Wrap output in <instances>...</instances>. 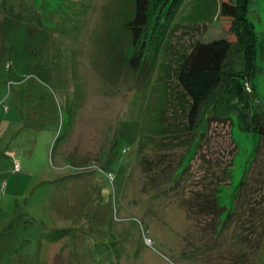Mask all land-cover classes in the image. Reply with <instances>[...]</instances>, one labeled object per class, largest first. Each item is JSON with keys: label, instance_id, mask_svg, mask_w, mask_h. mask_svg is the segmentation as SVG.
Instances as JSON below:
<instances>
[{"label": "rangeland", "instance_id": "374dc122", "mask_svg": "<svg viewBox=\"0 0 264 264\" xmlns=\"http://www.w3.org/2000/svg\"><path fill=\"white\" fill-rule=\"evenodd\" d=\"M222 1L169 2L133 47L135 0H0V264H264L238 243L263 225L264 140L233 114L185 131L177 73L232 37ZM230 2L253 31L232 72L264 110V0ZM203 170L226 209L245 182L244 223L189 210Z\"/></svg>", "mask_w": 264, "mask_h": 264}, {"label": "trees", "instance_id": "16d2710c", "mask_svg": "<svg viewBox=\"0 0 264 264\" xmlns=\"http://www.w3.org/2000/svg\"><path fill=\"white\" fill-rule=\"evenodd\" d=\"M183 1L184 0H135L134 8L131 13V15L133 14L131 20L125 23V29L133 34V38L131 37V46L134 47L136 45V38L140 37L141 34L144 37L141 36L142 40L140 42H143V38L145 39L150 35L148 34L149 29H154L158 23L157 21L161 11L168 4L174 2L178 6ZM219 16L229 19L230 25L228 32L234 39L232 37H222L207 42L196 43L181 63L177 73L178 83L183 93H185L189 99L187 110L185 109L187 118L185 131H187L186 133H195L200 127L199 121L205 113L207 117L212 116L216 118H225L233 114L236 116L237 125L241 132L253 133L264 140V123L260 121V119L264 120V110L258 108L254 103H251V97L246 92L244 80L239 75L232 72L233 62L231 60L234 55L241 54L242 47L245 46L247 48L245 56L249 61L252 60L253 52L252 43L250 41L251 37L253 38L252 27L245 20L238 6L232 5L230 0L221 2ZM193 148L192 150L195 151L196 147ZM208 159L209 158L203 156L205 171L209 168L208 164L210 162ZM189 166L190 159L189 162L185 163L181 171L185 172ZM223 169L227 172L226 166H224ZM205 171H202L203 174L200 179L201 184H199V187L204 189V191L199 192L195 190L193 195L190 196L194 200L191 202V207L188 208L189 210L193 209L196 216L201 213L203 215L220 218L223 213H226V221L228 217L234 222H240L241 218L236 219L234 217L236 205L233 207L232 201H234L233 198L235 195V201L237 203L240 202V207L238 206V208L242 211H253L250 208L246 209L249 207V201L243 202L240 200L242 198L241 193L244 188L243 185H246L245 182H240L236 187L235 192L229 200L230 207L226 209L223 207L225 204L219 194V189L213 192L211 191L210 194L205 193V191L209 189L208 185H210L208 184L209 182L206 178L208 175ZM212 177L213 176H211V178ZM177 183L180 184V182ZM251 216L252 214L250 217ZM262 219H264V217L261 218V220ZM228 222H226V224ZM241 222L244 223L243 221ZM257 224L258 223L251 222L248 229L252 234L261 229V231L256 234V242L251 243L253 239L250 238L249 239L252 241H246L245 237L239 238L238 240L240 244L250 242L253 246L251 260H257L262 251V247H264V221L261 222L263 225L259 227L258 230ZM240 231L241 229L239 227L234 230L235 239L237 238L235 235H238Z\"/></svg>", "mask_w": 264, "mask_h": 264}]
</instances>
